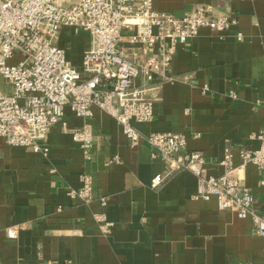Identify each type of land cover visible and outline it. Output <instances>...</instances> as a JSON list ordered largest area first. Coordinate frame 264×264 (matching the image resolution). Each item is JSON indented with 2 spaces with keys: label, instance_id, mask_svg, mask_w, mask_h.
<instances>
[{
  "label": "crops",
  "instance_id": "crops-1",
  "mask_svg": "<svg viewBox=\"0 0 264 264\" xmlns=\"http://www.w3.org/2000/svg\"><path fill=\"white\" fill-rule=\"evenodd\" d=\"M153 5L175 16L210 5L237 23L223 31L200 28L177 45L168 78L155 81L153 119L132 126L141 135L184 134L188 149L203 152L207 174L222 172L217 162L225 149L238 165L239 151L258 148L264 127V0H153ZM84 32L63 27L59 33L57 43L73 66L81 65L89 45ZM72 33L76 44H65ZM11 88L0 75V89ZM84 123L93 136L89 161L70 133ZM44 143L46 156L0 140V264H264V238L249 218L218 209L214 199L197 198L192 173L170 171L143 141L131 145L119 124L97 107L82 118L66 106ZM114 156L121 162L106 165ZM83 171L93 178L87 203L69 194L80 187ZM156 175L163 180L153 187ZM240 176L255 197L254 211L262 214L263 174L249 163ZM100 197H106V207ZM99 211L113 224L108 235L95 219Z\"/></svg>",
  "mask_w": 264,
  "mask_h": 264
},
{
  "label": "built area",
  "instance_id": "built-area-1",
  "mask_svg": "<svg viewBox=\"0 0 264 264\" xmlns=\"http://www.w3.org/2000/svg\"><path fill=\"white\" fill-rule=\"evenodd\" d=\"M236 23L234 16L214 13L210 5H196L175 16L156 9L153 0H0V75L12 87L10 92L0 89V140L46 156L45 135L62 120L66 106L82 118L91 117L92 107H97L119 124L131 145L143 141L170 171L192 173L197 198L214 199L218 209L249 218L256 234L264 238V207L262 214L254 211L255 197L240 176L247 164H254L263 174L264 186V127L258 133V148L241 149L238 165L233 164L232 151L225 149L217 162L223 170L213 175L206 172L203 152L187 148L184 134L141 135L132 126V121L153 119L155 81L168 78L177 45L191 40L200 28L223 31ZM63 27L88 33L89 45L79 67L70 64L65 48L57 43ZM236 38H242L240 32ZM14 56L18 60L12 63ZM70 133L83 158L91 160V125L84 123ZM113 162L121 159L114 156L106 165ZM162 180L156 175L151 185ZM79 181L80 187L69 194L87 203L92 198V175L83 171ZM99 204L106 207V197H100ZM94 216L101 233L110 234L113 224L105 212ZM15 230L8 229V235L13 237Z\"/></svg>",
  "mask_w": 264,
  "mask_h": 264
},
{
  "label": "rangeland",
  "instance_id": "rangeland-1",
  "mask_svg": "<svg viewBox=\"0 0 264 264\" xmlns=\"http://www.w3.org/2000/svg\"><path fill=\"white\" fill-rule=\"evenodd\" d=\"M67 37H66V39L64 38L65 44H68V42H72L74 45L76 44L75 36H73V33L71 34V36L69 38H67ZM73 37H74V39H73ZM70 38H71V40H70ZM17 60H18V56H14L10 61L13 63V62H16Z\"/></svg>",
  "mask_w": 264,
  "mask_h": 264
},
{
  "label": "water",
  "instance_id": "water-1",
  "mask_svg": "<svg viewBox=\"0 0 264 264\" xmlns=\"http://www.w3.org/2000/svg\"><path fill=\"white\" fill-rule=\"evenodd\" d=\"M84 34H86V35H87L88 33H87V32H84Z\"/></svg>",
  "mask_w": 264,
  "mask_h": 264
}]
</instances>
